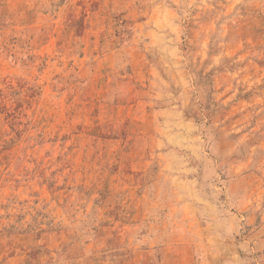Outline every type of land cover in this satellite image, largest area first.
Here are the masks:
<instances>
[{
	"label": "rangeland",
	"instance_id": "obj_1",
	"mask_svg": "<svg viewBox=\"0 0 264 264\" xmlns=\"http://www.w3.org/2000/svg\"><path fill=\"white\" fill-rule=\"evenodd\" d=\"M0 264H264V0H0Z\"/></svg>",
	"mask_w": 264,
	"mask_h": 264
}]
</instances>
